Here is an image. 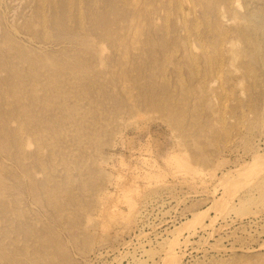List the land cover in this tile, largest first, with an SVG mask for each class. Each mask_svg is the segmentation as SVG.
<instances>
[{
  "label": "rangeland",
  "instance_id": "obj_1",
  "mask_svg": "<svg viewBox=\"0 0 264 264\" xmlns=\"http://www.w3.org/2000/svg\"><path fill=\"white\" fill-rule=\"evenodd\" d=\"M68 1L0 0V264H264V0Z\"/></svg>",
  "mask_w": 264,
  "mask_h": 264
},
{
  "label": "bare ground",
  "instance_id": "obj_2",
  "mask_svg": "<svg viewBox=\"0 0 264 264\" xmlns=\"http://www.w3.org/2000/svg\"><path fill=\"white\" fill-rule=\"evenodd\" d=\"M71 2H72V0H70ZM70 1H68V3L70 2ZM80 3V2H79ZM70 6V5H69ZM69 12H70V10H69ZM71 13V12H70ZM80 14V13H79ZM183 15V14H182ZM57 17V16H56ZM45 18V17H44ZM72 19V18H71ZM223 19V18H222ZM45 21V20H44ZM69 22V21H68ZM198 24V23H197ZM79 26V25H78ZM168 29V28H167ZM196 30V29H195ZM48 39V38H47ZM232 40V39H231ZM251 41V40H250ZM233 43V42H232ZM232 45V44H231ZM190 47V46H189ZM232 47V46H231ZM255 48V47H254ZM36 56V55H35ZM259 57H261V55L259 56ZM262 59V58H261ZM23 61V60H22ZM36 63V62H35ZM263 66V65H262ZM61 67V66H60ZM28 70H30V68L28 69ZM35 71V73L37 72L36 70H34ZM53 71V70H52ZM32 74H34V72L32 73ZM36 74H38V73H36ZM35 74V75H36ZM62 76V75H61ZM65 76V75H64ZM40 77V76H39ZM47 77V76H46ZM43 77H41V79H42ZM40 79V78H39ZM47 79V78H46ZM49 80V79H48ZM51 80V79H50ZM53 80L55 81V77L53 78ZM67 80V79H66ZM73 81V80H72ZM61 82V81H60ZM62 83V82H61ZM70 84V83H69ZM55 85V84H54ZM54 85H52V86H54ZM68 85V84H67ZM42 87V86H41ZM57 87H59V86H57ZM32 88V87H31ZM63 88V87H62ZM35 89H36V87H35ZM50 89V88H49ZM48 91V90H47ZM34 92V91H33ZM55 92V91H54ZM35 93H36V91H35ZM52 93H53V91H52ZM57 93V92H56ZM59 93V92H58ZM78 93V92H77ZM34 95V94H33ZM61 95V94H60ZM59 95V96H60ZM79 95V94H78ZM80 96V95H79ZM58 98V97H57ZM53 99V98H52ZM76 99V98H75ZM66 100H64V102H65ZM67 102V101H66ZM52 103V102H51ZM49 104H50V102H49ZM52 106V105H51ZM67 107V106H66ZM73 107V106H72ZM76 107V106H75ZM68 109V108H67ZM53 110V109H52ZM79 110V109H78ZM56 111V110H55ZM66 111V110H65ZM80 111V110H79ZM89 111V110H88ZM64 118V117H63ZM73 121H75V120H73ZM60 122V121H59ZM74 125V124H73ZM20 127V126H19ZM68 130V129H67ZM21 131V130H20ZM43 131V130H42ZM56 135V134H55ZM21 137H22V135H21ZM25 143V142H24ZM52 144V143H51ZM48 145V144H47ZM19 147V146H18ZM53 152V151H52ZM59 153V152H58ZM41 157H43V156H41ZM51 196V195H50ZM52 197V196H51ZM199 220V219H198ZM183 224V223H182ZM187 224V223H186ZM181 228V227H180ZM182 229V228H181Z\"/></svg>",
  "mask_w": 264,
  "mask_h": 264
}]
</instances>
